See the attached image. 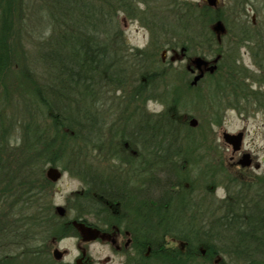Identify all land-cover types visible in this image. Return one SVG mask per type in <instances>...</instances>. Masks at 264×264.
Segmentation results:
<instances>
[{"label": "trees", "instance_id": "obj_1", "mask_svg": "<svg viewBox=\"0 0 264 264\" xmlns=\"http://www.w3.org/2000/svg\"><path fill=\"white\" fill-rule=\"evenodd\" d=\"M136 3L139 0H52L49 11L54 31L43 61L53 73L46 84L36 88V97L50 123L40 129L34 125L18 147H10L9 139L4 137L11 126L0 122V264H50V241L78 238L79 224L102 233L114 229L129 232L132 243L123 251L124 264H264V178L249 183L232 178L228 168H219L221 180L214 179L225 187L227 197H209L207 190L215 186L197 193L205 174L210 171V177L216 175L213 166L209 169L208 149L203 143L190 142L186 136L182 147L177 144L182 131L190 132L186 115H171L167 110L154 119L129 121L120 131L131 154H115L118 164L109 168L108 174L96 173L86 165L89 144L94 145L99 138L104 119L100 116L103 112L93 111L94 100L90 98L97 79L105 74L115 82L125 83L127 76V70L120 69L110 55L109 44L102 41L101 27H111L117 11L135 19ZM169 8L171 21L174 17L186 36L182 46L189 49L202 43L194 25L206 26L204 8L178 0H170ZM12 14L9 11L0 16V83L9 68L5 37L10 31L13 36ZM172 25L175 27L170 25V33H179ZM244 33L241 40L256 49L255 63L264 77L263 40ZM210 43L220 54L222 46L213 39ZM84 97L90 98V106H84ZM259 104L264 108V97ZM0 118L4 119L2 115ZM60 130L72 134V144L58 137ZM73 144L78 148L72 150ZM40 148L52 157V165L60 155L67 158L74 166L70 173L80 177L87 188L80 197L79 214L72 220L50 217L48 223L42 212L35 218L28 213L14 218L16 198L31 197L36 190L34 163L28 161L33 157L34 162L43 158L48 161L39 153ZM193 165L199 172L197 180H203L197 187V180L187 174ZM150 169L155 171L154 184L146 178ZM156 172L165 177L160 178ZM120 207L123 214L119 213ZM30 220L42 226L46 221L48 226L30 230L25 227Z\"/></svg>", "mask_w": 264, "mask_h": 264}, {"label": "rangeland", "instance_id": "obj_2", "mask_svg": "<svg viewBox=\"0 0 264 264\" xmlns=\"http://www.w3.org/2000/svg\"><path fill=\"white\" fill-rule=\"evenodd\" d=\"M178 1L190 2L205 10L204 25L206 26L203 27L198 23L194 25L195 33L198 31L201 41H203L199 45L189 46V49L182 46L186 36L182 35L181 26H176L177 20L174 17L171 21L170 0H139V3H143L144 8H139V3H136V9L133 12L135 19H130L125 14L121 15L122 12L117 11L112 18V26L101 27L102 41L109 44L110 55L113 56L120 69L127 70V76L124 79L125 83L115 82L105 74L97 79L94 86L95 93L90 96L94 100L93 106H91L94 108L93 111L103 112L100 116L104 119L100 134L94 136L99 138L94 141V145L93 143L89 144L90 153L88 152L86 165L88 168H94L96 173L108 174L109 168H114L118 164L116 155L131 154L132 152L130 148H126L121 139L120 129L122 126L124 127L129 121L139 123L141 119H154L168 110L171 115L181 117L186 115L188 117L187 126L190 132L187 134L184 130L180 133L182 138L181 141H179L180 138L177 139L178 145L182 147V143L188 136L190 142L203 143L208 149L206 157L209 169L214 167L216 177H210V171L205 174V180L201 181L202 185L199 186V190L196 188L201 183L197 180L199 172L193 165L187 174L192 180H197L195 184L197 193L215 186L214 189H211L212 192L207 190L208 195L209 197L215 195L216 200H221L216 196V189L223 185L214 179L221 180L220 170L224 171L228 168L232 178L249 183L254 182L257 178H264V173L258 174L259 170L264 168V156L246 147L250 135L249 121L259 124L257 133L264 138V108L259 104V101L264 97V77L260 76L259 67L255 63L253 52L256 49L241 40V34L245 32L249 36H260L264 45V0H218L216 8L208 6L205 0ZM51 2L52 0H0V16L9 11L13 13L12 16H15L13 36L10 31L9 36L5 37L10 55L9 68L0 83V115L4 118H0V122L4 121L5 125L11 126L4 137L5 139L20 135L24 140L27 137V132L31 131L34 125L40 129L50 123L49 116L36 97V88L46 84L53 73V70L43 61V54L49 46L48 42L54 31V23L49 11ZM250 9L254 10V15L250 14ZM219 21L225 27L223 33L214 32V27ZM134 22L149 33V42L143 49L129 44L128 37L125 35L127 28ZM172 23L175 24V27L172 25L173 29L179 30V33H170ZM178 24H180L179 21ZM1 25L0 21V27ZM211 39L222 46L220 54L213 48L210 43ZM183 49L186 51L183 52ZM197 57L207 59L210 65L216 66V70L211 75H214L212 78L206 73L197 86H191L194 76L198 74L191 76L190 68L195 69L191 64V59ZM216 60L217 62H215ZM223 62L225 65H222ZM228 70L231 72H227ZM90 98H83L84 106H90ZM149 100L162 103L165 106L164 110L159 113L149 111L147 108ZM232 110L242 122V127L235 132L226 131L223 123L228 118L227 113ZM127 117L130 118L126 119ZM191 119L198 121L197 127L190 126ZM177 124L181 125L180 122ZM17 129H19L18 132ZM50 130L51 134L55 133L51 127ZM224 132L244 133L242 150L234 156L231 147L223 141ZM257 133L251 135L255 137ZM58 134L59 138L72 144L71 133L60 130ZM62 134H66L68 138ZM74 144L71 147L72 150L78 148ZM76 144L80 146L78 142ZM95 146L99 149H95ZM115 146L116 149H114ZM39 153L44 155L48 161L43 158L34 162V157L28 161L29 164L34 163L32 170L37 178L36 190L31 197L26 195L16 198L13 206L14 218L26 213L30 218H35L41 216L42 212L46 215L44 219L47 222L50 217L53 219H74L79 214L80 197L87 190L84 182L80 177L70 173L74 166L67 158L60 155L55 159V165H52L50 163L52 157L49 153H46L42 148L39 149ZM244 154L251 155L252 165L242 168L236 164L232 168V165L237 163ZM84 157L86 158V153H84ZM233 157L234 159H231ZM175 161L173 160V163ZM222 162L224 163L223 167ZM50 168H56L61 172L62 176L57 182H53L47 177ZM154 169L159 168L154 167ZM185 172L183 171V174ZM157 175L160 178L165 177L160 172ZM146 178L149 179V176ZM225 178L228 179V177ZM231 190L233 192L232 188ZM225 192L224 198L227 197L226 189ZM209 199L212 200L207 198V201ZM103 202L109 204L107 200ZM109 205L113 208L117 207ZM58 208L64 210V215L61 216L58 213ZM118 210L123 214L121 207ZM20 212L22 213L19 214ZM89 220L93 221L91 218ZM35 221L30 220L25 224V227L40 231L48 226L46 221L43 226L41 222ZM77 226L80 233L78 238L68 237L50 241V264L124 263L122 253L126 250L124 246L129 242L128 235L119 234L116 229L102 233L80 226V224ZM66 239L74 241L79 251V255L71 262L65 259L66 256L71 255V250L59 246L61 241ZM93 244H99L107 250L108 255L103 260H97L92 255L91 246ZM56 253H58L59 259L56 258Z\"/></svg>", "mask_w": 264, "mask_h": 264}, {"label": "clouds", "instance_id": "obj_3", "mask_svg": "<svg viewBox=\"0 0 264 264\" xmlns=\"http://www.w3.org/2000/svg\"><path fill=\"white\" fill-rule=\"evenodd\" d=\"M138 7L143 9V3H139ZM250 14L254 15V10L250 9ZM123 15V13H121ZM139 28V31H137ZM125 35L128 37V43L143 49L149 42V33L148 31L140 27L137 23H132L130 27L127 28ZM255 87V85H253ZM164 105L159 102H153L151 100L147 103V108L151 112L159 113L164 110ZM227 119L224 120V128L225 130L230 131H237L239 128L242 127V122L240 119L237 118L236 113L234 110L229 111L227 113ZM259 128V124L257 122L249 121L248 122V131L250 133L249 139L246 142V147L251 149L252 151L260 153L264 156V138L260 134L257 133V129ZM19 129H17V132ZM253 133H257L255 137H253ZM9 146L10 147H18L22 143V137L20 135H16L14 137H9ZM264 173V168L259 170V173ZM226 195L225 189L223 186H218L216 189V196L218 198L223 199ZM59 200V196L57 197ZM60 248H69L71 250V255L66 256L65 259L71 262L76 256L79 255V251L76 247V244L71 239H66L61 241ZM92 248V255L97 258V260H103L104 257L108 255L107 250L99 244H93Z\"/></svg>", "mask_w": 264, "mask_h": 264}, {"label": "water", "instance_id": "obj_4", "mask_svg": "<svg viewBox=\"0 0 264 264\" xmlns=\"http://www.w3.org/2000/svg\"><path fill=\"white\" fill-rule=\"evenodd\" d=\"M208 6L216 8L218 6V0H205ZM214 32L223 33L225 32V27L222 22H217L214 27ZM186 50L183 49V52ZM219 59V58H218ZM217 59V60H218ZM217 60L215 62H217ZM192 66L195 68L193 72L198 71V74L194 77L191 85L197 86L198 83L204 78L205 73L213 74L216 70L215 65H210L208 61L202 59L201 57H197L191 61ZM190 126L195 128L198 125V121L196 119H191L189 122ZM223 141L232 149V154L239 153L242 150L243 142H244V133L240 132L238 134H230L228 132L223 133ZM238 165L242 168H247L252 165V158L250 154H244L242 158L238 161ZM62 176L61 172L56 168H50L47 172V177L53 181L57 182ZM58 213L62 216L64 215V210L62 208H58ZM56 258L59 259L58 253H56Z\"/></svg>", "mask_w": 264, "mask_h": 264}, {"label": "flooded vegetation", "instance_id": "obj_5", "mask_svg": "<svg viewBox=\"0 0 264 264\" xmlns=\"http://www.w3.org/2000/svg\"><path fill=\"white\" fill-rule=\"evenodd\" d=\"M162 60L165 62V59H164V57H162ZM193 59H191V61H192ZM190 70H191V76L193 77L196 73H198V71H196L195 73L193 72V69H191L190 68ZM194 74V75H193ZM234 156V155H233ZM231 159H234V157L233 158H231ZM238 163V162H237ZM237 163H234V165H232V168L233 167H235V165L237 164ZM147 172H149V179H150V181H151V184H154V177H155V171L153 170V169H150L149 171H147ZM152 189V188H151ZM151 198H153V194H151ZM116 231H118L119 232V234H125V235H128L129 236V242L124 246V248L127 250V249H129L130 247H131V243H132V237H131V234L129 233V232H122V231H120V230H118V229H116ZM122 256H123V253H122ZM123 258H124V256H123ZM125 259V258H124ZM124 264V263H123Z\"/></svg>", "mask_w": 264, "mask_h": 264}]
</instances>
